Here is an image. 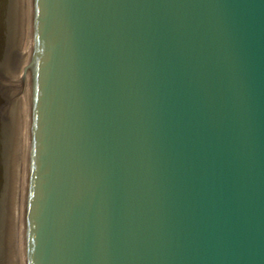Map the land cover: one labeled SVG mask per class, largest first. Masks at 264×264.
<instances>
[{
  "label": "water",
  "instance_id": "95a60500",
  "mask_svg": "<svg viewBox=\"0 0 264 264\" xmlns=\"http://www.w3.org/2000/svg\"><path fill=\"white\" fill-rule=\"evenodd\" d=\"M32 264H264V0H38Z\"/></svg>",
  "mask_w": 264,
  "mask_h": 264
},
{
  "label": "bare ground",
  "instance_id": "6f19581e",
  "mask_svg": "<svg viewBox=\"0 0 264 264\" xmlns=\"http://www.w3.org/2000/svg\"><path fill=\"white\" fill-rule=\"evenodd\" d=\"M38 0H0V264L33 263Z\"/></svg>",
  "mask_w": 264,
  "mask_h": 264
}]
</instances>
